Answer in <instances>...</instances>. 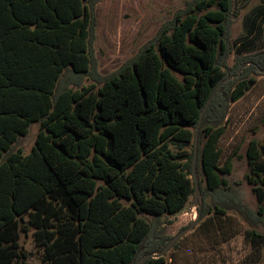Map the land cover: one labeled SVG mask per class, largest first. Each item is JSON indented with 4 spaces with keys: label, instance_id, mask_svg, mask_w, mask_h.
Masks as SVG:
<instances>
[{
    "label": "trees",
    "instance_id": "obj_1",
    "mask_svg": "<svg viewBox=\"0 0 264 264\" xmlns=\"http://www.w3.org/2000/svg\"><path fill=\"white\" fill-rule=\"evenodd\" d=\"M92 5L0 0V264H24L27 224L45 264H137L161 252L174 236L157 229L160 219L195 197L197 128L220 85L199 129L201 217L251 214L227 199L233 157L220 165L230 104L245 95L250 72L264 70V51L239 55L234 73L249 67L225 82L233 0H192L100 86L62 88L67 71L90 73ZM33 124L26 154L18 145ZM247 156L264 223V142L252 140ZM247 238L264 245L255 230Z\"/></svg>",
    "mask_w": 264,
    "mask_h": 264
},
{
    "label": "rangeland",
    "instance_id": "obj_2",
    "mask_svg": "<svg viewBox=\"0 0 264 264\" xmlns=\"http://www.w3.org/2000/svg\"><path fill=\"white\" fill-rule=\"evenodd\" d=\"M191 1L92 0L90 73L77 76L67 71L61 87L81 89L91 84L100 86L98 81L118 72L135 58L148 42L156 38L161 27ZM230 18L229 52L224 60V70L229 76L225 82L240 77L249 67L247 63L234 73L239 55L264 51V0H233ZM247 87L245 95L230 104L219 148L222 151L220 165L233 157L232 172L225 176L228 181L227 199L230 203L236 199L251 214L244 216L229 210L225 215L212 212L201 217L197 225L165 254L166 264H264V245L255 247L247 238L250 230L264 235V223L255 218L260 209L254 190L256 186L248 183L246 178L248 175L256 177L248 161L249 145L252 140L261 144L264 142V70L250 72ZM38 132L39 124H33L29 136L19 143L18 147L26 154L34 146ZM198 146L199 136L197 149ZM261 160L264 162V156ZM199 180L203 179L199 177ZM205 186L203 180L202 188ZM194 201L192 197L182 212L162 217L157 229L173 237L190 225L197 217ZM205 201L213 207L212 197L208 196ZM27 226L28 232H21L20 239L23 250L30 253L24 264H45V249L36 240L34 227Z\"/></svg>",
    "mask_w": 264,
    "mask_h": 264
},
{
    "label": "water",
    "instance_id": "obj_3",
    "mask_svg": "<svg viewBox=\"0 0 264 264\" xmlns=\"http://www.w3.org/2000/svg\"><path fill=\"white\" fill-rule=\"evenodd\" d=\"M227 80V79H226ZM221 88V85L218 87V89L216 90V92L214 93L213 97L216 95V93L219 91V89ZM246 90H248V87L246 88ZM212 97V98H213ZM212 98L209 100L208 104L205 106V108L203 109L202 113H201V120L200 123L198 125L197 128V136H196V147H195V156H194V162H193V178L195 181V197H194V205H195V209L197 211V217L195 219H193L190 223V225H188L186 228L182 229L179 233H177L171 240L170 242L166 245V247L159 253H149L146 254L144 256H142L137 264H145V262L148 259H158L161 257H164L165 254L171 249V247L186 233H188L189 231H191L199 222L200 217H201V208H202V194H201V189H200V185H199V178H198V173H197V160H198V156H197V143H198V136H199V129L201 126V122L202 119L212 101Z\"/></svg>",
    "mask_w": 264,
    "mask_h": 264
},
{
    "label": "bare ground",
    "instance_id": "obj_4",
    "mask_svg": "<svg viewBox=\"0 0 264 264\" xmlns=\"http://www.w3.org/2000/svg\"><path fill=\"white\" fill-rule=\"evenodd\" d=\"M195 213V212H194Z\"/></svg>",
    "mask_w": 264,
    "mask_h": 264
}]
</instances>
